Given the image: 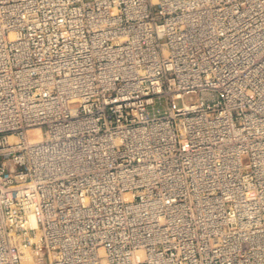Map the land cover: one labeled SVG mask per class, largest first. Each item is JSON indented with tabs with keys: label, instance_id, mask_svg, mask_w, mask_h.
I'll use <instances>...</instances> for the list:
<instances>
[{
	"label": "built area",
	"instance_id": "built-area-1",
	"mask_svg": "<svg viewBox=\"0 0 264 264\" xmlns=\"http://www.w3.org/2000/svg\"><path fill=\"white\" fill-rule=\"evenodd\" d=\"M264 264V0H0V264Z\"/></svg>",
	"mask_w": 264,
	"mask_h": 264
},
{
	"label": "rangeland",
	"instance_id": "rangeland-1",
	"mask_svg": "<svg viewBox=\"0 0 264 264\" xmlns=\"http://www.w3.org/2000/svg\"><path fill=\"white\" fill-rule=\"evenodd\" d=\"M24 256H26L24 258ZM24 258V259H23ZM22 264H48V259L44 254H34L30 250H24Z\"/></svg>",
	"mask_w": 264,
	"mask_h": 264
},
{
	"label": "bare ground",
	"instance_id": "bare-ground-1",
	"mask_svg": "<svg viewBox=\"0 0 264 264\" xmlns=\"http://www.w3.org/2000/svg\"><path fill=\"white\" fill-rule=\"evenodd\" d=\"M25 257H26V256H24V258H25ZM22 258H23V257H22ZM24 258H23V259H24ZM25 259H26V258H25ZM27 264H28V263H27Z\"/></svg>",
	"mask_w": 264,
	"mask_h": 264
}]
</instances>
